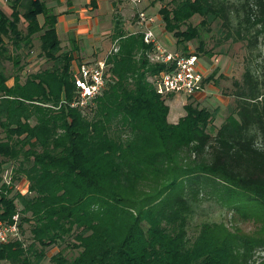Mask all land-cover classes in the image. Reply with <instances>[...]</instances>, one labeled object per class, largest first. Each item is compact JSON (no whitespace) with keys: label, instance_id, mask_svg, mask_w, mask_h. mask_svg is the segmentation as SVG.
<instances>
[{"label":"trees","instance_id":"1","mask_svg":"<svg viewBox=\"0 0 264 264\" xmlns=\"http://www.w3.org/2000/svg\"><path fill=\"white\" fill-rule=\"evenodd\" d=\"M153 1L174 52L188 55L190 42L195 57L213 48L223 54L227 41L245 48L218 128L216 109L190 97L184 116L166 122L173 95H157L149 81L165 68L149 61L151 47L117 17L106 89L85 109L71 107L78 48L61 50L56 15L44 0H11L9 15L0 11V59L37 35L50 63L10 86L0 72V168L10 171L9 185L0 179V221L17 214L19 232L0 244V262L41 264L55 248L50 264H264V0ZM193 17L199 22L191 26ZM213 77L202 85L216 87ZM22 182L25 194L14 189ZM223 214L228 221L211 220Z\"/></svg>","mask_w":264,"mask_h":264},{"label":"rangeland","instance_id":"2","mask_svg":"<svg viewBox=\"0 0 264 264\" xmlns=\"http://www.w3.org/2000/svg\"><path fill=\"white\" fill-rule=\"evenodd\" d=\"M52 0H49L47 4H49ZM70 1V10H68V6L66 5V0H60L54 3V7L51 10L53 15H66L67 11H71L69 15L72 17L78 18L79 15L82 17H86L90 23H92V28L86 33L90 36L91 39H83L78 43V47H80L81 52L77 54L80 55V62H97L105 58L108 54V51L113 44L111 40V33L113 28V19L118 18L119 22L122 24L123 31H135V27L132 24L130 7L128 6L126 0H119L120 2L116 3V6L112 7L111 11V0H99L101 4V11L96 13L93 9L91 12H82L81 10L86 9L84 6L83 0H67ZM168 1V0H166ZM11 0H0V11L8 16L10 13L9 3ZM141 9H144L146 13L157 16V21L152 26V32L160 44L168 49L169 51L175 50L174 41L171 36L164 32L162 22L158 17L157 8L158 4H156L153 0H143L141 4ZM91 9V7H88ZM41 16L37 17L39 23H41ZM199 22V19L193 17L190 20V25L193 26ZM89 23V24H90ZM18 29L21 33L24 32V23L20 21L18 24ZM61 27L58 28V39L60 40L61 50H68L69 40L68 35L62 34L60 31ZM162 29V30H161ZM65 32V31H64ZM214 34V26H211L210 33L207 35H203V41L205 44V49L212 48V42L209 40V36ZM195 42H190L187 44V51L190 53H195ZM223 54H217L219 51L218 48H213L211 56H206L203 54H199L196 57V67H202L205 70V75L208 77L210 74H214L213 79L217 82L216 95L223 98L229 99V104L233 102V82H240L241 74L243 71V61L246 53L245 48L241 43H232V42H224L221 47H219ZM261 50H264L263 47H260ZM254 54V52H252ZM6 58L0 59V72L7 79L6 84L9 86L12 83V78L18 75L20 81H22L27 75L35 73L37 71L44 70L50 66V63L45 61V59L40 55L39 52V41L37 35L31 38L30 47H23L21 50L14 52L10 47L7 49V53L5 54ZM253 56V55H252ZM250 56V57H252ZM17 59V65H13V61ZM82 60V61H81ZM77 63V62H76ZM75 65V63H74ZM73 65V66H74ZM16 67V69L14 68ZM211 84V83H208ZM210 98V97H208ZM180 100H184V97H180ZM208 102V103H207ZM208 106L204 108L207 110L212 109L213 107L219 106L214 99L207 100ZM231 106V105H230ZM221 107V106H220ZM171 109V108H170ZM225 117L224 111L220 108L219 114L216 116L213 126L218 128L220 124L223 122ZM3 168V169H2ZM0 175L6 174L8 171L7 166H2ZM2 180V178L0 177ZM211 217V220H229L228 215L223 214L219 217ZM209 219V218H208ZM235 225L238 229L243 232H252L254 227L251 224H241V222H235ZM23 238H27V226L23 225L22 229ZM57 249L50 248L46 251L45 258L42 260L41 264H50L48 261L49 257L56 252ZM0 264H6L0 262Z\"/></svg>","mask_w":264,"mask_h":264},{"label":"built area","instance_id":"3","mask_svg":"<svg viewBox=\"0 0 264 264\" xmlns=\"http://www.w3.org/2000/svg\"><path fill=\"white\" fill-rule=\"evenodd\" d=\"M126 2L130 7L132 24L135 27V31H131V33L140 34L142 42L151 47L148 55L149 61L163 65L165 68L149 79L155 93L159 96L170 94L191 98L193 95L203 92L204 86L201 83L203 77L196 70V57L192 53L183 56L161 47L152 32V26L157 21V16L150 15L141 9L143 0H126ZM114 46L113 43L108 54L115 52ZM105 69V58L94 63L79 62L71 66L76 93L71 107L85 109L92 99L106 89ZM1 178V183L9 185L10 171L2 174ZM14 189L20 194H25L26 183L16 184ZM10 219V222L0 221V244L19 238L17 214H14Z\"/></svg>","mask_w":264,"mask_h":264},{"label":"crops","instance_id":"4","mask_svg":"<svg viewBox=\"0 0 264 264\" xmlns=\"http://www.w3.org/2000/svg\"><path fill=\"white\" fill-rule=\"evenodd\" d=\"M44 1H45L47 8L52 10L54 7V3L57 1H60V0H52L49 4H47V2L49 0H44ZM83 2H84V6H86V9L81 10L82 12H84V13L87 11L91 12L93 9L95 10L96 13H99L101 11V4L102 3L99 0H83ZM117 2H120V1L119 0H111V11L113 10L112 7L116 6ZM66 5L68 6L67 7L68 10H70L71 9L70 8V6H71L70 1L66 0ZM88 7H91V9H89ZM70 12L71 11H67L66 13H64L66 15H57L56 16L55 31H56V35L58 36V28L60 26L61 27L60 31L62 32V34L68 35V40H69L68 49L70 48L72 42L78 48L75 52H73V61L71 63V66H72L76 62H78V61L80 62L81 57L77 53L81 52V49H80V47H78V43L80 40H83V39H91L90 36H88L86 33H88V31L92 28L93 24L90 23V21H88V19L86 17L84 18L80 15L78 18L72 17V15H69V14H71ZM155 39L157 40L156 37H155ZM157 42L159 43V45L161 47H163L158 40H157ZM166 50L169 51L168 49H166ZM174 51L175 50H173L171 52H174ZM196 70L203 78L206 77V75L204 74L205 70L202 67H196ZM216 91H217V89L215 88L214 85L205 84L203 92L193 95L190 98V100L193 101L194 103H196L199 108H204L205 106H208L207 100L214 99V101L217 102L219 104V106L213 107L210 110L216 109L217 115H218L220 112V108H222L224 111V114H225L226 108L230 103L229 99L217 96ZM180 97L181 96L173 95L171 99H169L165 102V104L168 106V112L166 115V122L168 124L174 125L177 123V121L181 117L184 116V111L182 109V106L186 102V98H184V100H180L179 99ZM208 97H210V98H208Z\"/></svg>","mask_w":264,"mask_h":264}]
</instances>
